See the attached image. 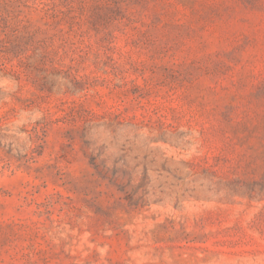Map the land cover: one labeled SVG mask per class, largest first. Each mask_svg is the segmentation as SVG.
I'll return each mask as SVG.
<instances>
[{
    "label": "rangeland",
    "instance_id": "rangeland-1",
    "mask_svg": "<svg viewBox=\"0 0 264 264\" xmlns=\"http://www.w3.org/2000/svg\"><path fill=\"white\" fill-rule=\"evenodd\" d=\"M0 264H264V0H0Z\"/></svg>",
    "mask_w": 264,
    "mask_h": 264
}]
</instances>
